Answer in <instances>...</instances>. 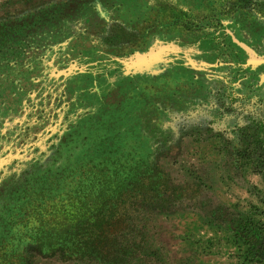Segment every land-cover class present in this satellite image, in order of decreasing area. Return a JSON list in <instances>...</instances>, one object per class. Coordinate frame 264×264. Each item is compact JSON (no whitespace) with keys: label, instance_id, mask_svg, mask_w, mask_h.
<instances>
[{"label":"rangeland","instance_id":"obj_1","mask_svg":"<svg viewBox=\"0 0 264 264\" xmlns=\"http://www.w3.org/2000/svg\"><path fill=\"white\" fill-rule=\"evenodd\" d=\"M5 27L13 48L31 29V63L56 79L43 92L37 64L26 91L46 147L27 173L48 205L159 191L141 217L165 263L247 264L232 227L264 222V0H0ZM11 169L0 207L26 201Z\"/></svg>","mask_w":264,"mask_h":264},{"label":"trees","instance_id":"obj_2","mask_svg":"<svg viewBox=\"0 0 264 264\" xmlns=\"http://www.w3.org/2000/svg\"><path fill=\"white\" fill-rule=\"evenodd\" d=\"M7 29L2 28L0 33V59L12 51L4 66L0 64V172L6 173L12 167L5 182L9 186L11 181L14 186L25 185L28 191L24 205H13V200L8 208L7 204L0 207V221L5 220L6 228L0 236V264H167L162 260L161 249L148 237L149 221L141 217L164 205L159 191L135 192L131 197L134 201L126 207L120 201L122 193L117 194L119 200L115 201L117 197L113 199L105 192L96 198L80 199L86 202L68 198L61 205H48L45 189H34L27 166L36 152L44 154L46 147L34 142L28 132L27 118L37 102L33 92L26 91L36 83V77L31 78L30 74L37 64L43 92L52 93L56 79L53 73L48 75L51 71L42 59L31 63L35 54L28 37L31 29L21 37L18 48L9 46ZM20 100L17 116L10 121L2 118L5 106ZM91 176L88 174L85 180ZM232 236L236 244L244 247L245 263L264 264V222L256 214L236 220Z\"/></svg>","mask_w":264,"mask_h":264}]
</instances>
